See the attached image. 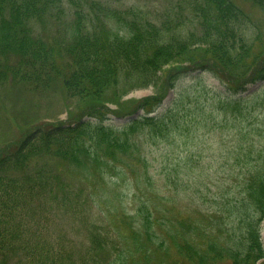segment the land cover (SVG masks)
I'll return each mask as SVG.
<instances>
[{
    "label": "trees",
    "instance_id": "obj_1",
    "mask_svg": "<svg viewBox=\"0 0 264 264\" xmlns=\"http://www.w3.org/2000/svg\"><path fill=\"white\" fill-rule=\"evenodd\" d=\"M163 1L168 10L156 17L155 9L107 0H0V95L6 86L12 91L24 85L54 94L60 81L67 112L0 149V264H60L57 241L39 235L42 226L34 219L55 206L81 216L87 264H151L172 249L181 256L173 258L176 264H257L264 258V128H258L264 121L250 114L264 109V90L234 99L243 107L231 100L218 106L224 118L240 114L234 116L240 144L218 167H209L218 183L200 175L190 185L198 197L190 198V214L182 220L158 222L171 207L155 194L140 152L143 142L167 139L169 128L148 114L190 67L215 64L235 91L264 81V0H242L255 8L251 15L235 0ZM135 87H152L153 93L132 101V108L119 107ZM138 110L143 115L123 125L103 122L108 114L124 118ZM170 168L163 184L184 192L177 167ZM125 175L129 188L151 194L142 199L134 193L128 210L124 200L113 201L121 191L109 185ZM74 177L81 182L74 185ZM196 200L209 201L207 216L192 211Z\"/></svg>",
    "mask_w": 264,
    "mask_h": 264
},
{
    "label": "rangeland",
    "instance_id": "obj_2",
    "mask_svg": "<svg viewBox=\"0 0 264 264\" xmlns=\"http://www.w3.org/2000/svg\"><path fill=\"white\" fill-rule=\"evenodd\" d=\"M107 1L112 6H135L143 10L155 9L156 17L160 15L162 8H164V14L168 10V2L163 0ZM235 2L243 7L246 14L251 15L254 13L255 8H252L250 4L248 5L242 0H235ZM45 31L47 37H52V30L46 28ZM183 65L186 66V64ZM221 77L219 67L213 63L211 66H205L200 69L190 67L187 71L179 74L173 85L174 87L166 92L158 106L152 108L153 112L150 115L156 117L155 119L157 120L155 122L166 126L170 130L167 131V139L165 141L147 146L146 144L148 143L144 144L143 142L140 148L141 154H144L148 160L153 184L157 186L154 187L156 189L155 194L161 198H167L168 205L171 207V212L160 217L159 223L165 221L170 224L188 216L190 214L188 213L190 198L194 197L196 199L198 197L192 191H188L190 185L199 180L201 178L199 177L200 175L206 181L218 183V175L212 174V169L209 170V167H218L219 163H223V159L231 156L230 151L234 150L235 147H239L240 143L237 144L235 137L238 123L234 116L240 114L236 112V114L233 113L234 116H231V118H224V116H221L222 111L218 110V106L220 107L223 101L228 100L232 101L231 103L227 102L228 104H236L237 102H234V99L264 90V81L248 82L242 91L231 90L229 84ZM60 83V81H57L54 87L57 92L54 94L51 92L32 91L25 85L13 89V92L9 86L5 87L3 95H0V149L19 140L28 130H33L48 121L54 122L52 120L54 117L59 120L66 118L65 96L58 92L61 87ZM11 93L13 94V99H10ZM152 93V87H135L121 98L118 106L132 108V101L146 99ZM237 104L241 107L245 105V103L241 102ZM104 109L114 110V105L105 104ZM143 112L140 110L134 116L142 115ZM258 113L259 116L255 120L264 121V109L259 107L250 114L255 116ZM251 115L246 116L248 118L247 121L255 122L254 116ZM108 116L104 120V124L107 125H121L129 119L116 118L111 114H108ZM162 119H164L163 122ZM247 121L243 123L245 128ZM258 128L262 130L264 125H260ZM141 139L145 138L141 137ZM251 140L253 139L250 138L249 141ZM35 160L37 159L33 158L30 161L35 163ZM172 166L177 167L179 180L186 185L184 192L174 193L170 188L165 187L170 183L163 184V178L167 177V171L171 170L170 167ZM201 171L202 174H200ZM129 176L125 175L126 178L122 177L116 179L113 184L109 183L112 192L114 190L121 191L120 195L113 193L115 197L119 196L118 200L114 199L113 201L118 204L119 202L123 203L122 201L124 200L125 205L123 208L125 210L132 207L130 205L133 202L134 193L138 196L142 194V199H144L145 195H147L146 199L151 197L150 192L145 193L143 189L140 192H135L134 189L129 188ZM223 177L227 181V178ZM73 181L74 185L81 182L76 177L73 178ZM207 191L206 194L202 193L209 199V193H212V191ZM110 197H112L111 194H109ZM54 208L56 209L49 213H41V215L34 217L42 226L37 233L42 237L45 236L46 239H55L53 241H57L58 245L56 246L59 249H56V251L61 254L59 256L60 264H87L88 253L85 252V248L87 246L88 233L82 226L83 220L81 216L72 217L64 214L61 206H55ZM191 208L192 211L200 212V217H204L207 216L204 212L210 208V204L209 201L202 204L197 201L195 205L192 203ZM103 219L106 225L109 218L103 217ZM108 223L111 226L114 224L112 221ZM261 228L260 239L264 248V222ZM112 230V227H107L105 231L111 232ZM161 230L157 228L158 234L166 237L164 231ZM107 234L109 236L110 233L107 232ZM112 234H115V232ZM175 256L178 255L172 249L169 255L160 254L154 256L150 263L161 264L159 262L161 259L166 264H176L173 261ZM178 257L181 259V256ZM138 262L144 264L140 260ZM257 264H264V258L258 261Z\"/></svg>",
    "mask_w": 264,
    "mask_h": 264
}]
</instances>
